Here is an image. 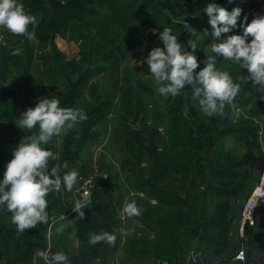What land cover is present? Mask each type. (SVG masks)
<instances>
[{
	"label": "trees",
	"instance_id": "1",
	"mask_svg": "<svg viewBox=\"0 0 264 264\" xmlns=\"http://www.w3.org/2000/svg\"><path fill=\"white\" fill-rule=\"evenodd\" d=\"M28 1L31 2V14L35 15V13L42 12L50 6L55 8V12L50 19L40 16L37 17V24L29 25L28 31L31 33V38L28 35H20L22 42L20 55L0 53V147L6 141L4 138L6 134L10 133L19 139L18 133L20 131L25 133L26 138L39 132L38 126L29 132L19 127L18 124L34 93L33 61L38 51V42L44 41L50 48L51 60L60 79L68 85L67 92L57 98L61 106L81 109L87 115L86 120L78 122L71 129H65L60 136L53 137L51 140L59 141V146L53 147L52 151L58 154L57 162L61 174L70 172V170H80L81 168H77L79 161L86 165L81 155L89 145L106 140L108 142L115 141L119 137L121 140L124 138L123 143L126 146L129 143L135 144L138 152L131 165L137 166L138 170L129 175L131 181L125 187L127 193L130 194L127 203L135 201L141 209V214L134 216L136 222L130 221V224L133 225L131 231L132 233L138 232L139 228L143 232L152 231L154 233L151 234V238L146 233L143 235L135 233L136 235L134 234L132 237L125 235V242L121 249L122 262L123 264H162V261L168 257L174 237L186 218L189 204L185 194H187L191 183L190 177H195L196 174L192 175L197 165L196 151L201 150V146L207 140V128L210 120L208 118H220L221 115L207 116L196 100L194 106H189L195 120H197V127L194 130V126L188 125L179 116L172 103L156 104L155 118L165 126L169 142L174 146V154L169 160L162 157L154 137L147 142L142 139L141 133L127 134L126 131H121V133L119 130L114 132L116 135L111 136V125L107 118L110 108L109 101H102L103 103L100 104L98 102L92 103L85 95L91 80L113 67L110 59H103V54L111 50L128 51L135 42H137L138 47L142 48L141 51H149L154 46L163 47L159 33L164 28H170L172 34L177 36L171 17L163 12L157 13L154 6V13L146 16L149 12L148 8L151 7L148 0H143L140 9L138 8L140 0H64L63 2L57 0H18L23 5ZM262 1L168 0L171 9H177L178 15L189 16L192 24L189 34L191 43L195 42L198 47L202 67L206 66L205 61L207 60L202 49L211 42H217L210 34H203L206 28L209 33L212 31L209 16L205 11L206 6L215 2L229 11L236 7L243 10L238 21V27L231 33L223 34L222 38H226L230 34H235L240 28L243 31V27L239 25L243 24L244 17L247 16L246 10L260 6ZM90 9L95 12L89 13ZM247 18L250 23L248 16ZM153 26L158 29V33H149V29ZM58 35L65 39L77 41L80 54L78 59L67 58L66 53L58 47L56 41ZM179 39L178 37V41ZM249 39L251 41V37ZM149 41H152V44H149ZM216 67L218 70L228 72L231 77L235 75L236 63L231 60L217 56ZM125 79L129 82L134 81L131 91L135 104H138L143 97L148 101L154 100L145 74L127 72ZM11 80L17 86L15 89L7 85ZM141 81L148 84L149 92L144 88L142 89ZM234 82L240 84V91L234 99V107L226 105L222 115L225 118V125L219 131L216 129V138H211L212 144H217V151L214 164L209 167L208 186L202 197L199 222L194 229L196 236L199 237L198 250L201 249L202 251L209 248L222 251L227 248L229 243L227 234L231 225L227 211L230 205L228 201L218 203L216 199L222 195H235L250 175V172L243 169L247 164V158L237 153L230 156L225 146L226 141L227 139L234 140V142L247 140L249 144H252V139L260 129V125L254 119L239 122L235 120L234 114L238 107L253 101L260 85L246 79ZM187 88L190 96H192L190 86ZM10 113L11 116H8ZM98 119L104 126L97 129ZM211 129L212 126L210 127L212 132ZM130 136L132 139H129ZM98 137L101 138L100 141H97ZM204 146H207V143ZM43 147L49 149L48 145ZM8 159L9 150L0 149V169ZM67 160L71 161L72 165L64 170L63 164ZM105 163L107 162L100 160L102 166ZM108 167L115 202L121 208L124 206L125 197L121 194L120 199L119 194L116 195L115 185L123 182L122 176L117 171L112 172L111 166L108 165ZM174 175L182 176L180 185L175 188L171 185V177ZM63 189L65 190L63 191ZM69 193L70 191H67L66 186L62 184L57 195L59 205L63 203L62 206H59L61 213L66 211L65 204L68 203L69 197L64 195H69ZM83 211L85 213L84 219H81L79 213L75 211L71 216L72 222L77 221L75 228L86 231L88 236L96 234L92 221L93 208L90 206ZM65 219L56 220V225H62L67 221ZM125 222L127 221L123 220L126 233ZM51 224L49 221L39 223L35 228L28 230L30 255L41 242L46 240L47 229ZM134 228L137 230L134 231ZM64 230L72 232L74 229L64 226ZM57 232L60 231L52 226V242L66 253L67 264H97V258L100 255V243L91 244L90 248H83L77 255L76 244L70 245L66 242L68 241L67 238L59 237L61 235L58 236ZM191 263L200 264V262Z\"/></svg>",
	"mask_w": 264,
	"mask_h": 264
},
{
	"label": "clouds",
	"instance_id": "2",
	"mask_svg": "<svg viewBox=\"0 0 264 264\" xmlns=\"http://www.w3.org/2000/svg\"><path fill=\"white\" fill-rule=\"evenodd\" d=\"M205 11L209 16L211 33L206 28L204 35H211L217 42L212 44L215 55L207 57L205 67L198 72V58L195 42L190 44L191 51L178 41L170 28H164L159 33L163 47H154L146 58L150 72L159 85L161 95L173 97L181 90L190 86L193 100L207 116L223 115L226 105L234 107V99L240 91V84L234 82L226 71L218 70L216 57L231 60L247 69L248 75H240L238 79L252 81L264 86V15H257L248 22L247 16L240 27L242 34L231 33L238 27L242 9L236 7L229 11L215 2L209 3ZM37 17L25 10L18 0H0V27L6 28L14 35H28L29 25L37 24ZM185 27H189L185 23ZM249 37L251 41L249 42ZM87 119L81 109L62 107L59 99L43 98L35 107L23 112L19 127L31 132L37 126L38 134H31L22 139L16 147L13 158L8 162L6 171L0 182V205H6L12 213V223L20 233L26 229L35 228L39 223L48 222V201L46 197L51 192H59L61 185L71 191L78 179V172L72 170L61 174L60 167L54 166L49 171V161L55 160V153L43 147L48 145L53 137H58L65 129L73 128L78 122ZM66 167V165H65ZM91 194L84 191L82 198L77 199L73 210L85 218L83 209L90 208ZM141 209L135 201L126 203L122 216H139ZM116 236L113 233L101 232L93 234L89 243L107 242L114 245ZM37 256L49 261L47 251L37 252ZM64 253H56L51 257L54 264H67ZM50 262V264H51Z\"/></svg>",
	"mask_w": 264,
	"mask_h": 264
},
{
	"label": "crops",
	"instance_id": "3",
	"mask_svg": "<svg viewBox=\"0 0 264 264\" xmlns=\"http://www.w3.org/2000/svg\"><path fill=\"white\" fill-rule=\"evenodd\" d=\"M250 10L253 17L250 16ZM54 12L55 10H53V13L49 17H47V19H50L53 16ZM246 15L251 18V20L257 15H264V0L260 4V6L253 9H247ZM182 39L183 45L187 47L189 51H191L190 36H184V38ZM56 41L58 47L66 53L68 59H78L80 57L79 50L76 57H70L68 55V51L71 46L66 44L65 42H60L58 39H56ZM213 43L216 42H211L202 49L205 58H207L208 55L212 56L214 54L211 50ZM21 49L22 42L20 40V52L15 56L20 55ZM38 51L33 61L34 93L30 99L31 103H34L36 95L37 82L34 75V70L35 63L38 58ZM195 55L197 56L199 63V67L196 69V71L198 72L203 67L202 63L200 62L201 56L197 49L195 51ZM47 57L50 62L48 63L49 66L52 65L54 67L52 69H54L56 77L57 75L59 76L57 69L51 60V54ZM130 57L131 56L127 51L117 52L116 50H111L103 54V58L105 60L110 59L112 64L117 65L114 68L103 72L98 76H95L91 80L85 92L86 98L92 103L108 100L110 103L109 115L111 117L114 116L119 123H123L124 126L128 129L126 131L127 133H135L136 130H132L133 128L140 131V127H143L144 125L148 126L146 129L149 130L148 132L152 133L162 157L165 160H169L174 154V146L169 142L167 133L162 131V127L160 126L159 121L155 118V116L152 113L149 114V111L146 108V104L148 102L147 99L143 97L140 99L138 104H135L131 91V88L134 85V81L129 82L125 79V74H127V71L128 73L132 71H134L132 73H141V71L144 70L143 68L142 70L138 69L136 67L137 64L134 62L135 59H130ZM111 73H114L115 75L112 76ZM240 75V65L236 63L235 75L232 76L233 80H240L238 79ZM148 81L153 97L155 99L158 98L157 101L159 102V104H162L164 100L162 99V95L158 92L159 85L154 80L152 74L149 76ZM168 96L171 97V103L174 106L175 111L183 120H186L184 117H194L191 111H188L187 113V111L184 109V106H194L196 102V100H193L192 96H190L188 88L181 90V92L175 97L171 96L170 94ZM256 104L262 106V116L264 117V86H259L258 92L252 102L245 106H240L235 110L234 114L236 121H239L241 110H249L253 108V106H256ZM131 110H135L133 119H131L130 115ZM222 128L223 126H219V130ZM252 141H255L254 144H256L257 147H251V144H249L247 140H239L235 142L236 144L238 143V145L235 147L238 154L245 153L246 151H248L249 147L252 148V150L249 152L251 155L247 157V164L243 167V169H250V175L243 182V186L237 191L235 195H222L221 197H218L216 199V202L218 203H222L227 200L230 203V207L227 211L228 219L231 221V225L227 234L229 239L227 248L222 251H219L216 248L205 249V251H202L201 249L198 250L199 237L196 236L194 229L199 222L202 203L201 201L204 191L208 186L210 177L208 167L209 165L207 164L204 166L205 170L200 173L198 177H190L191 183L189 185L187 194H185V197L189 204L187 208L186 218L182 227L174 237V240L171 244L170 255H168V257L162 261V264H192L191 262H200V264H264V215L262 213H259L255 224L247 225L244 234H241L240 225L238 222L241 209L234 208V200L242 198L244 194H248V192L260 180L261 170L263 167V161L260 152H263L264 154V123L262 121L260 129L258 130L256 136L252 139ZM107 142L108 141L106 140L104 142L96 143L92 146L94 154L93 163L95 162L94 165L101 157L103 151L105 152V146ZM57 143L52 142L50 147H57ZM49 149L52 150V148ZM130 150H133L135 155H137V147L135 146V144L129 143L126 148V156L124 155V157H127V159L125 160L130 164L124 165L125 160L121 159L119 165H121V168L123 170L128 166L127 169L134 172L138 170V167L131 165V157L127 154L128 151V153L130 154ZM202 150L205 151V158L208 157V146H205L200 151ZM70 165H72L71 161L67 160L64 162L63 168L68 169L71 167ZM78 167L81 169H76V171L78 172V179L75 185L79 184L82 180L86 179L90 175H95L96 178V186L92 191V203L90 205L93 208L92 221L96 230V234H99L101 232H109L113 233L116 236L114 245L107 242H99L100 255L97 258V264H117V262H119L118 264H120V262L123 264V255L121 249L126 237L125 228L123 227V220L129 222H136V220L134 216H122L121 208H119L117 206V203L115 202V195L109 176L110 171L108 164L105 163L104 167L97 173L95 172L94 168L92 169V164L89 165L86 163L85 165L83 164V162L79 161L77 168ZM256 175L258 176V181H256ZM199 177L200 182H198ZM181 180L182 176L180 175L172 176V187L174 186L175 188L179 186ZM195 186L198 187V192L197 190H195L197 192L196 196L192 192L194 189H196ZM125 217L127 219H125ZM52 226L53 225L51 224L47 229L46 240L41 242L39 246L35 248L33 254L30 255L28 247V243L30 242V238L28 237V230L30 229H26L24 233L18 232L16 229V225L12 223V213L7 211L6 205H0V264H50L51 257L54 254L64 253L66 255L65 252L61 251L59 246L55 245L52 242ZM73 229L74 230L72 232H82L86 234L84 239L85 242L83 241L81 243V246H79L80 244L77 242V239H75L77 237L74 238L75 244L77 246L76 252L77 255H79L80 251L83 248H90V236H88V234L84 230H78L75 227ZM56 230L60 231L58 228H56ZM239 249H244L246 253V259L244 261H238L235 259V254ZM39 251H47L49 255V261H45L44 259L38 257L37 252ZM51 264H54V262H51Z\"/></svg>",
	"mask_w": 264,
	"mask_h": 264
},
{
	"label": "rangeland",
	"instance_id": "4",
	"mask_svg": "<svg viewBox=\"0 0 264 264\" xmlns=\"http://www.w3.org/2000/svg\"><path fill=\"white\" fill-rule=\"evenodd\" d=\"M57 1L63 2L64 0H57ZM148 1H149V3H148L149 6H151V7L148 8L149 12L146 14V16H149L150 14H153L154 13V7H155L156 10H157L156 11L157 13H160V12L162 13L163 12L167 16L171 17V22H172V24H173V26L175 28V33L180 38L179 41L183 45V39L182 38H184V36H190L189 34L191 32L192 24H191V20H190L189 16L188 15H183V16L178 15L177 9H171V6H170V3L168 2V0H148ZM142 2H143V0H140V4L138 5L139 9L142 7ZM30 4H31V2L28 1L24 5L25 6V10L27 12H29V13H30ZM53 10H55V8L53 6H50V7L45 8L42 12L35 13V16L36 17L44 16V18L47 19V17H49L53 13ZM94 12L95 11L93 9L89 10V13L93 14ZM163 16L165 17L164 14H163ZM250 16H252L251 15V10H250ZM249 19L251 21V18H249ZM185 21H189L190 22L188 24L189 27H185V23H184ZM158 32H159L158 29L156 27H154V26L149 29V33H151V34H155V33H158ZM242 33H243V31L240 28V29H238V31L235 34H242ZM57 39L60 42H65L66 44L71 46L69 51H68L69 52L68 55L70 57H74V56L76 57L78 55L79 44L77 43V41L65 39V38H63L60 35L57 36ZM148 43L152 44V41H149ZM126 47H128V46H126ZM154 47H152V49ZM141 49L142 48L137 46V42H135L132 47H129L127 52L132 57V58L130 57V59H135L134 62L137 65H140V66H137L135 64L136 67L138 69H141V70H142V68L144 69L143 71L140 70L141 73H138V74H141V75L145 74L146 75V79L149 80V76L151 75V72H150L149 65L146 62V58H147L148 54L150 53V51L152 49L149 50V51H145V50L141 51ZM38 50H39L38 51V58L36 60L35 70H34V75H35L36 82H37L36 83V86H37L36 87V95H35L34 103H31V101H29L28 104L26 105V108L24 109V111H26L30 107H35L36 104L39 103L40 99L52 98V97L58 98L61 95H63L64 93H66L67 90H68V85L66 83H64V81H62L58 75L56 77L54 69H52L54 67L52 65H51L52 66L51 67L48 64V63H50L49 60H48V57H47V56L50 55L49 54L50 48H49L48 44L46 42H44V41L38 42ZM19 52H20V35H14L10 31H8L6 28L0 27V53L1 54H14V55H16ZM111 64H112V62H111ZM116 65L117 64H112V66H113L112 68H114ZM132 72H134V71H132ZM132 72H129V73L132 74ZM240 74L246 76L247 69H242L241 66H240ZM111 75L114 76L115 74L111 73ZM7 85L9 87L13 88V89H15L17 87L12 82V80ZM141 86H142V89L144 88V90L149 92V88H148V84L147 83H145L144 81H141ZM157 99L154 98L153 101H148L147 104H146V108L149 111V114L152 113L154 116H155V110H157V105L156 104L159 103L157 101ZM162 99L164 100L162 102V104H164V103L171 104V97L162 95ZM98 103L100 104V103H103V102L102 101H98ZM184 109L187 111V113H188V111H191L190 107H188V106H184ZM134 113H135V110H131L130 111L131 119L134 118V115H135ZM262 114H263L262 106L256 104V106H253V108H251L249 110L248 109H244L243 111L241 110L239 122H243L246 119H254L261 126V121L264 123V117L262 116ZM8 116H11V113ZM220 117L221 118H219V117L218 118H216V117H212V118L209 117L208 118L210 120H209V124H208L209 127L207 128L208 136H207V140L205 142V143H207V146H208V153H207L208 157L205 158L206 154H205L204 150H202V151L197 150L196 151V160H197L196 162H197V165L195 166V169L193 170V174L192 175H194L196 173L195 176L198 177L200 172L202 173L205 170V167H204L205 165L208 164L209 165L208 167H211L214 164V158L216 156V151H217V144H212L213 141L211 140V138L212 137L216 138L217 137L216 129H217V131H219V126H224L225 125V118L223 116H220ZM107 118L110 121V125H111L110 126V128H111L110 135L111 136H113V134L116 135V133H114L116 130H119L120 132L128 130L124 126L123 123H119L115 119V117L114 116L111 117L109 115V113H107ZM184 118L186 119L185 122L188 125L194 126L195 127L194 130H196L197 120H195V117H193V118L184 117ZM235 120H236V118H235ZM98 121H99V123L97 124V129L104 126L103 124H101L102 122H100L99 119H98ZM111 123H113L114 125L111 124ZM104 124H106V123H104ZM159 124L162 127V131L166 132L165 126L162 125L161 123H159ZM211 126H212V129H211L212 132L210 131V127ZM147 127L148 126L144 125L143 127H140L141 128L140 131H138L135 128H133L132 130H134V131L136 130L135 133L136 132L137 133H141L142 139H144L147 142H149L148 140L153 138V135H152L151 132H148L149 130L146 129ZM13 136L14 135H10V133L6 134V136L4 137L6 141L4 143H2L1 147H0L1 150L8 149L9 153H10V157H9L8 161L0 169V182H2V180H3V176H4V173L6 171L7 164L13 158V153H14L16 147L18 146V144L20 143V141L22 139H26L25 133H23L22 131H20L18 133L19 139H17L16 137H13ZM112 138H114V137H112ZM100 139L101 138L98 137L97 141H100ZM129 139H132V137L130 136ZM123 141H124V138H123V140H121L120 137H119L118 140H116V141L111 140V141L107 142V144L105 146L106 147L105 152L103 151L101 157L97 160V163L95 165H94L95 162L93 163V160H94V154H93V150H92V146L93 145H89V147L84 150V153L81 156H82L83 160L85 161V163H87L89 165L92 164V169L94 168L96 173L99 172V170H101L104 167V165L102 166L100 164V160L106 161L107 162L106 164H108L109 166L112 167V172L113 171H117V172L120 173V175L122 176L123 182L116 184L115 185V190H116V195L119 194L120 199H121V194L125 197V200L123 202V205H125L127 203V201L129 200L128 197L130 196V194H128L127 191H126L127 188L125 186L130 184L129 181H131V180L129 178V175L132 174V171H129L127 169L128 166L126 168H124V170H123L121 168V165H119V162L121 161V159H124V160L127 159V157H124V155L126 156V147L127 146H126V144L124 145ZM52 142H56V143L58 142L57 143L58 144L57 147L59 146V141H50V143L48 144L49 148H53V147H50ZM98 143H100V142H98ZM254 143H255V141L254 142L252 141L251 147H257V145L254 144ZM204 144L201 146L202 149L205 147ZM237 145H238V143L236 144L234 141H231V140L227 139L225 146H226V149H228L230 156H234V153H237L236 149H235V147ZM124 146H126V147L124 148ZM251 147L248 148V151H246L245 153H242L240 155H243L245 158L250 156L251 154L249 152L252 150ZM234 150H235V152H234ZM128 152H127L128 156H130L131 157L130 159L133 161V159H135V157H136L134 151L130 150V154ZM55 155H56L57 158L55 160H52L51 163H50L51 160L49 161V171L54 166L58 167V162H57L58 161V154H57V152L55 153ZM260 155H261L262 161L264 163V154H263V152H260ZM132 161H131V164H132ZM125 164L129 165L130 163H127V161L125 160L124 165ZM79 167H81V166H79ZM130 170H132V169H130ZM244 170L250 172L249 168H244ZM70 171H72V170H70ZM87 178L82 180L79 184L74 185L73 189L70 191L69 195H64V196H67V198L69 197V201L66 204L64 203L66 211L63 212V213L60 212L61 207H59V206H62L63 203L61 205H59V203H58V199H57L58 192H51L46 197V199L48 201V207H47L48 221L52 223L54 228H58L60 230V232H57L58 233L57 235L58 236L61 235L59 237H66L67 240H68L66 242L69 243L72 246L75 244V241H74L75 239H77V242L80 244L79 246H81V243L84 241L86 234H84L82 232L81 233L68 232V231L62 229V228H64L62 226H65L66 228H69V229H73L74 227H76L77 221L74 220L72 222L71 216H72V214L74 212L73 208H74L75 201L77 199L82 198L80 192L77 191V190L83 184H85V181L87 180ZM256 181H258V176L257 175H256ZM198 182H200V177L198 178ZM198 182H196V183H198ZM195 188L196 189H194L192 192L196 196V193L198 192V187L195 186ZM64 190L65 189H63V191ZM195 190H197V192ZM91 195H92V192H91ZM246 196H247V194H244L242 196V198L234 200V208L235 209H241L242 203H243L244 199L246 198ZM123 207H121V213H122ZM64 213H67V214H64ZM60 218H63V219L67 218V219H65V221L66 220L67 221L65 223H63V225L58 227L56 225V220H59ZM125 219H127V218L125 217ZM83 221L87 222L85 220H83ZM124 221H126V220H124ZM125 227H126L125 235L129 236V237H132L135 233H137V235H141V234L143 235L144 233H146V235L149 238H151L152 237L151 234L154 233L152 231L143 232V231H141L142 229H139L138 227H137L138 228V232L132 233L131 228H133V225H131L129 221L125 222ZM137 228H134L135 229L134 231H136ZM75 233H76V235H75ZM139 233H141V234H139ZM77 234H78V236H77ZM75 237H77V238H75ZM168 255H170V252H169ZM170 260H171V258H170ZM118 263L119 262H117V264ZM120 264H122V263L120 262ZM150 264H153V263H150Z\"/></svg>",
	"mask_w": 264,
	"mask_h": 264
},
{
	"label": "built area",
	"instance_id": "5",
	"mask_svg": "<svg viewBox=\"0 0 264 264\" xmlns=\"http://www.w3.org/2000/svg\"><path fill=\"white\" fill-rule=\"evenodd\" d=\"M184 23L189 24V21ZM95 175H91L85 181L77 191L80 192L81 196L84 191H88L90 194L96 186ZM259 213L264 215V163L261 170V176L258 183L251 189L247 197L245 198L240 216L238 219L240 225V232L244 234L247 225H254ZM235 259L238 261H244L246 259V253L244 249H239L235 254Z\"/></svg>",
	"mask_w": 264,
	"mask_h": 264
}]
</instances>
